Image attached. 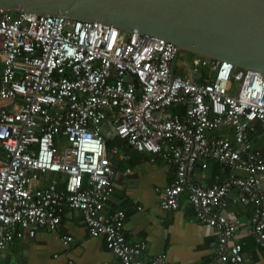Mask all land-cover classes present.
I'll use <instances>...</instances> for the list:
<instances>
[{
    "label": "built area",
    "instance_id": "obj_1",
    "mask_svg": "<svg viewBox=\"0 0 264 264\" xmlns=\"http://www.w3.org/2000/svg\"><path fill=\"white\" fill-rule=\"evenodd\" d=\"M179 54L162 38L96 20L0 9V251L41 228L57 233L68 208L113 255L101 264H169L124 237L123 210L103 212L118 177L103 123L149 162L173 165L170 182L155 188L158 205L175 210L184 194L195 219L214 230L216 261L243 264L241 243L228 242L237 221L227 204H249L248 232L264 250V138L252 141L256 125L264 129V75L197 56L189 74L170 76ZM200 67L209 77L197 82L191 73ZM178 104L181 114L167 111ZM208 160L226 175L196 185L192 170Z\"/></svg>",
    "mask_w": 264,
    "mask_h": 264
},
{
    "label": "crops",
    "instance_id": "obj_2",
    "mask_svg": "<svg viewBox=\"0 0 264 264\" xmlns=\"http://www.w3.org/2000/svg\"><path fill=\"white\" fill-rule=\"evenodd\" d=\"M167 111L181 114L183 104ZM225 129L220 126L216 132ZM256 130L253 143L264 138L260 125H256ZM110 160L118 177L103 212L123 210L122 233L131 242H145L144 257L163 253L169 264H221L216 261L210 244L215 239L214 230L195 219L184 194L179 195L175 210H163L158 205L155 188L160 189L170 182L173 165L159 160L149 162L147 153L136 152L128 146L116 147ZM226 172L225 167L208 160L204 169L198 165L193 168L191 178L196 185L209 186L222 180ZM236 174L241 173L236 171ZM262 189L264 191V173ZM235 194L236 190L232 189L229 195ZM223 212L237 221L235 233L228 242L241 243L243 264H264V250L253 243L248 232L249 204H227ZM61 235H69L72 240L63 243ZM113 259L101 237L88 235L79 211L68 208L61 213L57 233L41 228L31 237L12 239L0 251V264H101Z\"/></svg>",
    "mask_w": 264,
    "mask_h": 264
},
{
    "label": "water",
    "instance_id": "obj_3",
    "mask_svg": "<svg viewBox=\"0 0 264 264\" xmlns=\"http://www.w3.org/2000/svg\"><path fill=\"white\" fill-rule=\"evenodd\" d=\"M0 9L96 20L264 75V0H0Z\"/></svg>",
    "mask_w": 264,
    "mask_h": 264
},
{
    "label": "trees",
    "instance_id": "obj_4",
    "mask_svg": "<svg viewBox=\"0 0 264 264\" xmlns=\"http://www.w3.org/2000/svg\"><path fill=\"white\" fill-rule=\"evenodd\" d=\"M179 55H182V57H185L187 59L197 57L196 55H194L192 53L183 52V51H181ZM174 74H176L175 70H174ZM178 74H183V71H180ZM206 77L207 78L209 77L208 70L204 67H200L199 68V74L197 73V76H195L194 78L192 77V78H193V80H195L197 82H201V81H203V78H206ZM101 135H102L103 142H104L107 150H110L114 146H116V147L127 146L124 140L119 139L114 134L112 126H110L108 123H103L102 129H101Z\"/></svg>",
    "mask_w": 264,
    "mask_h": 264
},
{
    "label": "rangeland",
    "instance_id": "obj_5",
    "mask_svg": "<svg viewBox=\"0 0 264 264\" xmlns=\"http://www.w3.org/2000/svg\"><path fill=\"white\" fill-rule=\"evenodd\" d=\"M184 62L187 63V65H184L183 64ZM189 62H190L189 59H187L185 57H182V55H178L176 57V60H175V63H174V70H175L176 74H178L180 71H183L184 69H186V74H189V71L187 69L188 65H190ZM113 148L116 149L115 146L112 147L111 149H113Z\"/></svg>",
    "mask_w": 264,
    "mask_h": 264
},
{
    "label": "clouds",
    "instance_id": "obj_6",
    "mask_svg": "<svg viewBox=\"0 0 264 264\" xmlns=\"http://www.w3.org/2000/svg\"><path fill=\"white\" fill-rule=\"evenodd\" d=\"M173 72H174V66H173Z\"/></svg>",
    "mask_w": 264,
    "mask_h": 264
}]
</instances>
